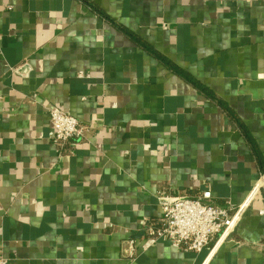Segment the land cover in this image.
Here are the masks:
<instances>
[{
    "label": "crops",
    "instance_id": "obj_1",
    "mask_svg": "<svg viewBox=\"0 0 264 264\" xmlns=\"http://www.w3.org/2000/svg\"><path fill=\"white\" fill-rule=\"evenodd\" d=\"M49 109L86 136L50 141ZM262 177L264 0H0L9 264H264ZM204 192L244 206L212 253L147 240Z\"/></svg>",
    "mask_w": 264,
    "mask_h": 264
},
{
    "label": "built area",
    "instance_id": "obj_2",
    "mask_svg": "<svg viewBox=\"0 0 264 264\" xmlns=\"http://www.w3.org/2000/svg\"><path fill=\"white\" fill-rule=\"evenodd\" d=\"M21 69L19 67L15 72L20 73ZM79 76L82 77V74ZM49 121L48 138L61 147L83 139L88 131L77 118L60 109H49ZM259 189L264 191V177L259 181ZM211 197V192H204L197 198L162 196L161 215L144 226L147 240L167 242L184 252L201 254L209 249V254L212 253L215 241L229 235L244 206L235 208L229 203L225 206L213 205L208 203ZM259 215H264V208ZM129 249L132 256L136 251L133 242ZM0 264H9V260L0 255Z\"/></svg>",
    "mask_w": 264,
    "mask_h": 264
},
{
    "label": "trees",
    "instance_id": "obj_3",
    "mask_svg": "<svg viewBox=\"0 0 264 264\" xmlns=\"http://www.w3.org/2000/svg\"><path fill=\"white\" fill-rule=\"evenodd\" d=\"M179 73H181L180 71H178ZM184 76H185V74H184ZM187 77V76H186ZM189 77H187V79H188Z\"/></svg>",
    "mask_w": 264,
    "mask_h": 264
}]
</instances>
